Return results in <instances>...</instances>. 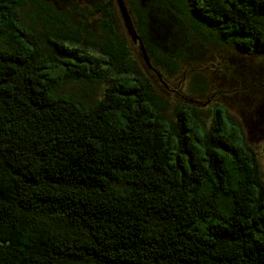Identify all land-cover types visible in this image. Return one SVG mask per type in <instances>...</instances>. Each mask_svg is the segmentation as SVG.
Here are the masks:
<instances>
[{"label":"trees","instance_id":"trees-1","mask_svg":"<svg viewBox=\"0 0 264 264\" xmlns=\"http://www.w3.org/2000/svg\"><path fill=\"white\" fill-rule=\"evenodd\" d=\"M27 1L0 0V264H264V180L226 106L209 125L208 96L161 110L108 18L114 0L91 11L103 43L59 0L26 22ZM248 1L138 0L133 21L163 78L189 58L188 26L264 60V0ZM107 77L88 105L55 93Z\"/></svg>","mask_w":264,"mask_h":264},{"label":"rangeland","instance_id":"rangeland-1","mask_svg":"<svg viewBox=\"0 0 264 264\" xmlns=\"http://www.w3.org/2000/svg\"><path fill=\"white\" fill-rule=\"evenodd\" d=\"M44 0H28L23 6L22 13L26 22L40 25L43 22L38 12L40 5ZM138 0H125L131 15L132 21L137 18L134 3ZM180 1V0H176ZM234 1V0H230ZM241 1V0H238ZM69 0H59L60 6L57 9L68 17V22L79 26V20H84L83 12L87 17L85 25L86 32L98 43L108 41V32L101 25L103 16L100 13L91 12L97 5H101L104 0H82L80 5H74ZM40 3V4H36ZM249 6L254 5V1L247 2ZM110 7L111 23L116 35L124 44L129 47L131 53V69L151 81L157 106L161 110L172 111L175 103L188 101L186 99L194 98L199 100H209L203 104L196 105L200 117L209 125L212 112L217 104L226 106L228 116L237 121L244 132V139L255 150L262 179L264 180V60L261 56L247 54L236 51L229 44L221 43L215 38L205 35V28L192 29L186 28L191 35L190 42L185 45L189 58L181 61L178 66V72L175 75H165L163 80L165 87L151 71L147 69L143 62L142 55L136 43H133L127 34L123 21L119 14L116 2ZM132 6V8H131ZM133 10V12H132ZM90 11V13H88ZM204 19H210L208 13H203ZM212 19V18H211ZM134 26H135V22ZM136 28V26H135ZM174 28H172L173 30ZM137 30V28H136ZM139 33V31L137 30ZM171 34L166 37L167 43ZM177 44L184 46L183 33L178 32L175 36ZM153 63L154 61L151 60ZM155 63V62H154ZM158 70H165L163 66L154 64ZM204 78L207 86L204 92L199 93L195 89L194 77ZM110 83V80L103 78L101 80H81V81H61L55 88V93L73 96L85 104H91L99 99L104 88Z\"/></svg>","mask_w":264,"mask_h":264},{"label":"water","instance_id":"water-1","mask_svg":"<svg viewBox=\"0 0 264 264\" xmlns=\"http://www.w3.org/2000/svg\"><path fill=\"white\" fill-rule=\"evenodd\" d=\"M119 14L121 16V19L123 21L124 27L126 29L127 34L130 36L131 40L133 43L138 44L140 53L142 55V58L144 60L145 65L148 67V69L152 70L156 76L158 77L159 81L166 87L167 84L166 82L162 79L161 74L159 71H157L152 64L150 63V58L149 55L147 53V50L144 46V43L140 37V35L138 34L134 23L132 21L131 15L129 13L128 7L125 3V0H115ZM190 102L195 101L197 103H202L200 100H194V99H190Z\"/></svg>","mask_w":264,"mask_h":264}]
</instances>
